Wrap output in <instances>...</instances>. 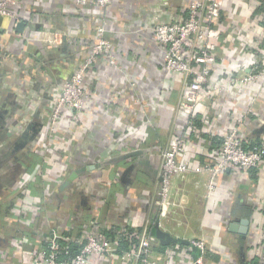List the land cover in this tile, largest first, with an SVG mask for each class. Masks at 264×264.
I'll list each match as a JSON object with an SVG mask.
<instances>
[{
	"label": "crops",
	"instance_id": "0c3cea01",
	"mask_svg": "<svg viewBox=\"0 0 264 264\" xmlns=\"http://www.w3.org/2000/svg\"><path fill=\"white\" fill-rule=\"evenodd\" d=\"M19 1L17 20L0 19V117H6L0 118V199L14 197L27 181L30 189L19 202L20 210L12 205L0 214V264H30L31 254L54 235L81 245L91 234L105 236L108 227L143 228L154 216L159 219L155 202L161 151L173 136L187 138L180 160L192 166L214 162L223 137L238 120L246 121V145L264 140V79L248 85L230 81L264 68L262 0H222V35L212 77L228 81L223 93L197 107L195 130L186 126L189 117L179 108L185 81L165 69L164 47L154 35L157 24L186 19L193 0H112L104 13L76 0ZM103 16L109 21L105 37L114 44L117 64L110 66L101 57L87 74L85 85L92 95L84 116L77 125L61 126L71 138L68 144L60 143L47 155L49 133L43 128L11 154L10 146L28 124L48 119L54 95L88 55ZM16 21L25 23L20 32ZM53 34L61 43L58 48L47 43ZM137 149L144 150V159L158 174L148 167L136 169L122 183V172L131 162L105 164L61 188L74 170L92 165L105 150L108 161ZM114 169L118 172L112 173ZM47 175L60 180L53 192ZM207 181L206 174L194 171L175 177L173 206L160 219L163 229L176 237L204 240L205 252L153 238L151 259L157 264H196L198 258L200 264H261L264 162L247 171L228 169L210 196ZM21 210L26 216L19 220L13 212ZM244 218L249 220L246 234L230 230ZM95 264L133 263L115 255L98 257Z\"/></svg>",
	"mask_w": 264,
	"mask_h": 264
},
{
	"label": "built area",
	"instance_id": "2783aa9c",
	"mask_svg": "<svg viewBox=\"0 0 264 264\" xmlns=\"http://www.w3.org/2000/svg\"><path fill=\"white\" fill-rule=\"evenodd\" d=\"M19 2V0H0V19L12 17L17 20L15 8L18 7ZM76 2L82 6H93L100 13H104L112 0H76ZM221 3L222 0H193L186 19L160 23L154 28L157 41L164 47L165 69L185 81L179 108L189 117L186 126L190 130H195L194 118L197 107L213 99L215 95L223 93L228 81L225 78L223 80L222 77L217 80L212 77L214 67L217 66V47L222 35V29L218 23ZM19 22L16 23V30ZM108 24V19L103 16L100 24L96 27L97 38L90 47L88 55L53 97L50 115L44 122V129L46 133H49L47 155L52 154L54 148L60 143L66 146L71 139L68 132L66 136V130L62 131L64 127L61 126L65 123L77 125L81 122L86 102L92 95L91 90L87 89L85 85V79L97 60L104 57L110 66L117 64L114 44L105 37ZM54 35L49 37L47 43L58 48L61 43L57 42ZM262 79H264V68L255 67L242 76L231 77L230 81L248 85ZM245 123V120H238L229 128L221 142L218 158L214 162L197 166L180 160L188 141L187 138L173 136L169 140L165 149L161 151L160 176L162 180L155 202L159 219L167 218L173 206L171 195L175 177L182 178L193 171L206 174L208 176L207 195L210 196L217 189L219 177L225 174L228 169L247 171L261 167L264 162V140L246 145L243 138ZM113 172L118 171L114 169ZM55 176L57 175H47L46 177L51 192L54 190L55 182L60 181ZM28 189H30L28 181L18 188L16 195L11 197L13 200L12 209L20 210L19 202L23 199L26 200ZM13 213L19 220L26 216V212L22 210ZM148 226L149 224L144 227L138 246H133L123 254H116L117 238L91 234L81 244L80 250L72 255L69 248L63 244V237L54 235L47 241L45 247H40L38 252L31 254L30 264H95L98 257L111 258L115 255L122 260H130L133 264H157L151 259L154 237L148 231ZM191 242L200 249L202 254L205 252L204 240ZM195 263L200 264V259L195 260ZM261 264H264V259Z\"/></svg>",
	"mask_w": 264,
	"mask_h": 264
},
{
	"label": "water",
	"instance_id": "95a60500",
	"mask_svg": "<svg viewBox=\"0 0 264 264\" xmlns=\"http://www.w3.org/2000/svg\"><path fill=\"white\" fill-rule=\"evenodd\" d=\"M24 25H25L24 22H19L17 25V30L19 32L22 31ZM3 119L6 121V117L2 118V120ZM2 123H4V121H2ZM42 125H43L42 122L39 120L33 121L30 124H28L26 129L22 132L19 141L17 142L18 144H20L19 148L20 147L23 148V146H25L29 141L34 140L36 135H38V133L42 129ZM107 155H108V151L105 150L104 152H102L100 154L98 159H96V161L92 165L83 166L79 169L74 170L68 176V178L63 182L61 188H65L69 184H71V182L73 180H75L80 173L85 172L86 170H94L96 168H102L105 164L107 166H117L120 163L127 162V164H128L131 162L130 164L127 165V167L122 172V174H123L121 176V182L122 183L125 181L124 177L126 175H130L136 169L143 171L146 169L145 167H148L154 173V175L158 174V170H156L152 167V165L150 163L151 161L149 159H144V157H145L144 156V150H142V149L130 150L127 152H123L122 154H119L117 156L110 158L108 161L104 160V157H106ZM134 157H137L138 159H135L136 160L135 161L133 159ZM157 178H158V181L162 180V177L160 176V174H158ZM127 182L131 183V181H128V180H127ZM248 225H249V220L244 218L240 221L239 224H232L230 226V230L233 232H239V233L244 235L248 232ZM152 236L155 239H157L163 245H167L170 243H180V244L192 246L195 251L200 250L199 248L194 246L190 240L183 239L180 237H176L171 232L163 229L160 219H156L153 222Z\"/></svg>",
	"mask_w": 264,
	"mask_h": 264
},
{
	"label": "trees",
	"instance_id": "16d2710c",
	"mask_svg": "<svg viewBox=\"0 0 264 264\" xmlns=\"http://www.w3.org/2000/svg\"><path fill=\"white\" fill-rule=\"evenodd\" d=\"M264 2V0H262ZM13 205V200L9 198H5L0 200V214H4L7 212V209ZM158 219L157 216H154L148 226V231L152 234L153 232V222L154 220ZM109 228V229H108ZM105 229V233L103 234L106 237L110 238H117V246H116V254H123L124 252L130 250L133 246H138L140 241V235L142 234L143 228H135V227H128L125 232H122L119 227H108ZM63 244L69 248L71 254H75L78 252L82 245H79L74 242L63 241ZM164 246H159V249H164Z\"/></svg>",
	"mask_w": 264,
	"mask_h": 264
},
{
	"label": "flooded vegetation",
	"instance_id": "af4514ba",
	"mask_svg": "<svg viewBox=\"0 0 264 264\" xmlns=\"http://www.w3.org/2000/svg\"><path fill=\"white\" fill-rule=\"evenodd\" d=\"M7 115H8V114H7ZM0 118L2 119V116H1ZM3 118H4V117H3ZM1 119H0V123H1V124H0V127H3L2 124H4V123H2ZM41 122H42V124H43V125H42V129H43V128H44V122H45V120L43 119V121H41ZM42 129H41L40 131H42ZM5 136H6V135H5ZM17 142H18V141H17ZM19 145H20V144H18V143H16V144H15V143L12 144V146H10L11 149L9 150V152H10L11 154H15L14 151L17 150V149L19 148ZM0 200H2V199H0Z\"/></svg>",
	"mask_w": 264,
	"mask_h": 264
}]
</instances>
